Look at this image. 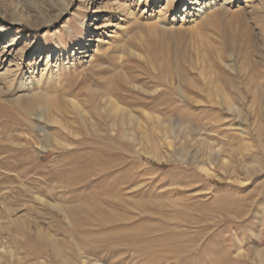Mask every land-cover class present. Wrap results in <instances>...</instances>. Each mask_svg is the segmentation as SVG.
<instances>
[{
    "label": "rangeland",
    "instance_id": "obj_1",
    "mask_svg": "<svg viewBox=\"0 0 264 264\" xmlns=\"http://www.w3.org/2000/svg\"><path fill=\"white\" fill-rule=\"evenodd\" d=\"M204 1L198 11L201 2L187 0H0V48L18 37L0 73L17 62L22 70L18 90L0 93V105L17 110L8 102L35 93L42 80L95 123L113 78L122 90L108 91L111 104L141 118L129 136L110 132L104 142L69 105L59 124L34 114L36 132L16 119L14 133L0 118V264H57L42 238L48 234L67 241L71 264H264V0H231L210 23L216 7L205 10L212 0ZM154 25L180 35L173 42L161 35L165 51L154 59L176 68L171 82L149 63ZM227 32L234 43L225 52ZM231 84L245 98L228 111L217 102ZM68 87L76 91L63 95ZM171 109L175 128L161 130L173 124ZM48 134L59 150L43 143ZM87 138L99 140L100 154L78 146ZM63 200L103 202L95 218L116 220L72 232L44 203Z\"/></svg>",
    "mask_w": 264,
    "mask_h": 264
},
{
    "label": "bare ground",
    "instance_id": "obj_2",
    "mask_svg": "<svg viewBox=\"0 0 264 264\" xmlns=\"http://www.w3.org/2000/svg\"><path fill=\"white\" fill-rule=\"evenodd\" d=\"M90 1H93V0H90ZM176 1H178V0H170V3L176 4ZM193 1L201 2L200 4H198L200 6V10H198V11H201V9L204 6L203 4L206 3V1H204V0H187L186 5L187 4L189 5V3L194 4ZM230 1L231 0H221L218 2V0H212L209 4H207V6L205 5V10L208 8L214 9L216 7L213 11V16H212L213 18L209 17L211 20H209L208 23L217 19L218 16L221 15V13H223V11H225V9H226V3H230ZM201 5H203V6L201 7ZM62 6H63V8L61 9L60 14H63V12H66L69 9L70 3L65 2V3H63ZM18 23H20V21L15 20L13 24H18ZM205 24H207V23H205ZM93 29H97L96 23L93 25ZM2 30H4V29L0 28V35H2L1 34ZM150 31H151L150 35L152 36V39H151V41L148 39V42H150V43L146 46V51H147V53H149V56H148V58L150 60L149 63L154 65V62H155L154 59L157 57V55H161V54L163 55V53L165 51V45L159 42V40H160L159 38L161 37V35H164L168 39V41H172V42L174 40L178 39L180 35H178L177 33L161 32L160 27L157 25L152 26ZM223 34L224 35H222L223 36L222 45H219L220 46L219 49H221V47H223V50L225 52L230 51L229 49H231L230 47L232 46L233 40L230 38L231 36H229L228 32L223 33ZM233 38H235V37H233ZM249 38H250V36H249ZM15 39L16 40L13 39L12 42H10V43L5 42V43H3V45H1V48H0V64L4 63L3 58H7L8 56L12 55L13 51H15L12 49V47L16 44L18 37L16 36ZM163 40H165V39H163ZM2 42H4L3 35H2V37H0V43H2ZM161 42L165 43L164 41H161ZM240 42H241V40H240ZM242 42H243V40H242ZM239 44H242V43H239ZM238 46H240V45H238ZM7 47H10V48H7ZM242 49H243V47H242ZM239 51H241V50H239ZM243 52H245V51H243ZM50 55H51V53H49L48 57ZM219 55H220L221 59H223L224 53L219 51ZM168 64L169 63H167L166 61L163 60V62L160 64V66L156 67V64L154 66L158 71H160L161 73H164L169 78V81L171 82V80L173 79V76L171 75L172 77H170V73L171 74H172V72L175 73L176 68L174 70V68H172ZM7 69L4 72L0 73V85H1L0 86V93L2 95H9L11 92L17 91L19 86H20V84H17V82L19 81V77L22 74L21 64L19 62H17L16 70L12 71V70H9V69L7 70ZM220 69H221V67H220ZM161 73H159V75ZM109 82H110L109 84L111 85V88L107 89L108 91H110V90L114 91L117 89L122 90V88H120V86H119V83L118 82L116 83L113 78H110ZM26 84L27 83L25 82V85ZM22 85H24V84H22ZM33 85H36L39 89V90L37 89L38 91H36L35 93L19 95V97H18L19 99L16 101H10L8 99V101H10L8 103L11 105L15 104L14 106H16L17 110H14L10 105L8 106V104L7 105L6 104L0 105V118H6L9 120L10 123H12V124H10L11 125L10 131H13L14 133H15V130H18V126L15 125L16 121L13 122L12 120H16V119H19L22 122L28 123L29 126L31 127L32 131L36 132L37 125L39 122H41V121H39V118L33 117V115L36 114L37 112L38 113L41 112L43 114L42 116L45 115V117H44L45 119L43 118L44 122H51L53 124L61 123V120L59 118H60V115L61 116H62V114L64 115L65 111L67 110V109H65L66 105H69L72 107V109L75 111V115L77 117H81V120L84 122L85 126L87 127V131L90 134H92L94 137L100 136L103 142L106 139L110 138L109 136H107L110 134V132H116L117 134H120L123 136H129L130 130H134L135 127H139L141 124L140 123L141 118L139 116H137L132 110L124 108V107L116 106V104H111L112 101H109L110 98H108L109 97L108 91L107 92L104 91L105 94H103L105 96V98H104L105 99L104 100L105 101V104H104L105 111H104V113L103 112L100 113L101 120L99 122L94 123V122L89 121V118L86 114L85 109L82 110V108H83L82 105L79 104L78 102L76 103L75 101H73L72 98H67L64 101V99L61 98V95H60V97H57L55 94L51 93L50 90L46 89L45 84L42 83V80H39L37 83H35ZM224 88H225L224 93L221 97H219V102H217V103L218 104L220 103L221 106L226 105L228 108V111H229L231 106L233 105V103L235 101H238V100L245 98L244 97L245 91H242L241 88L239 87V85H236V84H233V85L231 84V86H226ZM227 88H228V91H227ZM62 90H63V93H62L63 95H70L74 91H76V89L72 88V87L64 88ZM169 94H171V91H169ZM63 95H62V97H63ZM93 97H94V95L92 94V98ZM261 97H262V94H261ZM214 101H215V99L213 98L212 102H214ZM253 101L256 102V93L253 97ZM214 103H216V102H214ZM160 111H162V110H160ZM18 115H19V118H17ZM148 116H149V119H151V120L154 119L153 115L148 114ZM169 116H170V118H167V120L169 122L173 123L172 126L163 125V128L161 130H169V131L174 130V128H175L174 122H175V120H178V112L175 109H171L169 112ZM41 120H42V118H41ZM160 122L162 124L163 122L165 123L166 121L162 120ZM214 129H215L214 124H212L211 126L209 125V128L207 131L210 134L213 131H215ZM55 131L57 134L63 132L61 129H56ZM210 135H212V134H210ZM11 140H12V138H11ZM42 141H43V143L46 144V146L51 147L52 150H59V147L63 146V144L59 140H57L56 138L53 137V135H50V134H48L47 137H46V135H44ZM38 143L41 144V139L38 141ZM99 143L100 142L97 138H87V139L81 141L80 143H78V146L80 148H84V147L93 148L94 153H92V154L95 157V156H97V154H100L102 152L101 148L99 146ZM206 144L208 145L210 150H212L211 153L212 152L215 153L217 148H215V146L211 145L210 143H206ZM48 147L46 149H48ZM18 148H22V147H20V143H19ZM74 152H77V150H74ZM205 170H207V168H205ZM256 173H257V168H256ZM44 203L46 205H48V207L52 208L58 214V216H60L63 219V221L68 225L70 230L72 232H75V233L78 232L79 230L85 231L86 233H91L89 231L92 229L91 227H93L97 224H101V223H102L101 225H103V227L108 226L109 222L111 221V218H109L110 220H107L108 219L107 217H106L107 219L105 217H101L99 219L95 218V216L97 215L96 214L97 212L103 213L105 210V208H104L105 206L103 205V202H100V201L88 202V201H81L80 200V201L75 202L74 204L73 203L71 204L68 201L64 202V200H63V203H54L51 201H49V202L44 201ZM121 219H123L125 221L130 220V218H127V217H122ZM115 220L116 219H113L112 222H114ZM112 222H110V223L112 224ZM40 236H42V235H40ZM88 236H89L88 234L84 235L83 243H85V241H86L85 237H88ZM42 238L44 239V241L47 245V248H49V250L51 251L52 257L57 261V264H71L69 258L62 252V247L69 245L67 243V241H63V242L59 243L49 234L43 235ZM73 242H74V246L77 247L78 249H80L81 246L78 244V242L77 241H73ZM66 243H67V245H66ZM258 255H259L260 260L262 262H264L263 251L259 252ZM32 264H40V262H38V263L32 262Z\"/></svg>",
    "mask_w": 264,
    "mask_h": 264
}]
</instances>
